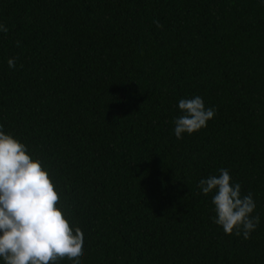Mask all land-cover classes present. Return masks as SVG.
I'll list each match as a JSON object with an SVG mask.
<instances>
[{"label": "trees", "instance_id": "16d2710c", "mask_svg": "<svg viewBox=\"0 0 264 264\" xmlns=\"http://www.w3.org/2000/svg\"><path fill=\"white\" fill-rule=\"evenodd\" d=\"M0 24V131L49 172L79 264H264V0H0ZM194 96L216 114L177 140ZM221 168L253 194L247 240L198 187Z\"/></svg>", "mask_w": 264, "mask_h": 264}, {"label": "clouds", "instance_id": "9594fccd", "mask_svg": "<svg viewBox=\"0 0 264 264\" xmlns=\"http://www.w3.org/2000/svg\"><path fill=\"white\" fill-rule=\"evenodd\" d=\"M0 31L7 33L8 28L0 24ZM7 63L10 69L16 66L15 58ZM178 109L182 114L173 121L177 140L206 127L216 114L200 96L181 99ZM198 187L205 196L213 193V223L225 235L249 239L260 222L259 215H253V194L242 195L241 185L231 183L224 168L219 175L201 179ZM60 204L61 195L41 162L28 154L23 143L0 131V258L4 264H55L58 260L79 264L84 233L70 226Z\"/></svg>", "mask_w": 264, "mask_h": 264}]
</instances>
